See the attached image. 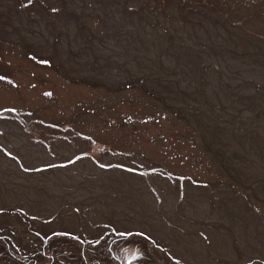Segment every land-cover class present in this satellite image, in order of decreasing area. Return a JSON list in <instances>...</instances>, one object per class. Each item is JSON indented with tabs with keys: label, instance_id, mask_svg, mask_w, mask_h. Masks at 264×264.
I'll return each mask as SVG.
<instances>
[{
	"label": "rangeland",
	"instance_id": "rangeland-1",
	"mask_svg": "<svg viewBox=\"0 0 264 264\" xmlns=\"http://www.w3.org/2000/svg\"><path fill=\"white\" fill-rule=\"evenodd\" d=\"M103 235L264 264V0H0V264Z\"/></svg>",
	"mask_w": 264,
	"mask_h": 264
},
{
	"label": "trees",
	"instance_id": "trees-1",
	"mask_svg": "<svg viewBox=\"0 0 264 264\" xmlns=\"http://www.w3.org/2000/svg\"><path fill=\"white\" fill-rule=\"evenodd\" d=\"M238 53H236L235 54V56L237 55ZM74 159V157L72 156V157H70V159ZM74 160H76V159H74ZM75 165V164H74ZM73 165V166H74ZM65 165L63 164V163H61L60 162V170H62V168L64 167ZM67 168V167H66ZM65 168V169H66ZM51 169H53V167H51ZM49 170V169H48ZM53 171H55V169L53 170ZM69 174V173H68ZM70 175V174H69ZM71 176H73V177H75L74 175H71ZM64 236H67L66 234L64 235ZM60 237H63V236H60ZM75 236L74 235H68V238H70V239H72V238H74ZM128 237V236H127ZM56 240H59V238L58 237H54ZM102 239L103 240H99V242L96 244V246H99V247H95L96 248V250L95 251H91V252H89L88 251V254H90V256H91V258H93V259H96V257L97 256H101V257H104V258H106V259H111L112 258V256L110 255V253H109V251H108V247H106V246H104V239H105V236L103 235L102 236ZM147 242L151 245V246H153V247H151V249L149 250V253H148V255L149 256H147L148 258H147V261H148V263H151V261L153 260V258L152 257H158V252H156L155 251V246H158V245H156V244H154V245H152L153 243L151 242V241H149L148 240V238H147ZM86 244V243H85ZM70 245V244H69ZM80 243H78V244H76V246H78V247H80ZM135 245H137V243L136 244H134V246ZM110 248V247H109ZM61 249L59 248L58 249V252L55 254V255H53V256H51V259L52 260H49L46 264H50L52 261H54L55 260V257L56 256H58V258H59V255L61 254ZM52 252L53 253H55L53 250H52ZM97 255V256H96ZM79 256L81 257L82 256V258L83 259H86V258H89L90 260H92L89 256L87 257V256H85V251L83 250V251H80L79 252ZM30 258V257H29ZM28 259V258H27ZM121 260H118V261H115V264H127L126 263V257H125V254H123V256L120 258ZM100 260H102V259H100ZM111 263V262H110ZM22 264H39V263H37V261L35 262V261H31V259L30 260H26V261H24V262H22ZM87 264H95V262L93 261V262H89V260L87 259ZM102 264V263H101ZM142 264V263H141Z\"/></svg>",
	"mask_w": 264,
	"mask_h": 264
},
{
	"label": "flooded vegetation",
	"instance_id": "flooded-vegetation-1",
	"mask_svg": "<svg viewBox=\"0 0 264 264\" xmlns=\"http://www.w3.org/2000/svg\"><path fill=\"white\" fill-rule=\"evenodd\" d=\"M108 234V233H107ZM112 235V234H110ZM112 239L116 244H113V246H111V243L106 245L105 243V239H104V246L108 247V251L110 253V255L112 256V258L110 259V262H108V264H115V261L121 260L120 258L123 256V254H125L126 257V263L127 264H148V261L146 262V258H148L145 254V251L142 250V248L139 245H129L128 242L126 243H117L116 239L114 238H110ZM110 247V248H109ZM131 254V255H130ZM153 260L151 261L150 264H159L156 259L157 257H152ZM99 264H101L103 261H100V259H98ZM107 262V261H106ZM105 264V263H102Z\"/></svg>",
	"mask_w": 264,
	"mask_h": 264
}]
</instances>
